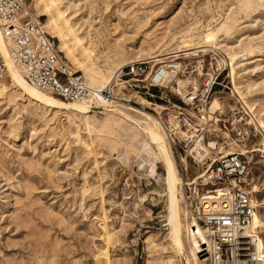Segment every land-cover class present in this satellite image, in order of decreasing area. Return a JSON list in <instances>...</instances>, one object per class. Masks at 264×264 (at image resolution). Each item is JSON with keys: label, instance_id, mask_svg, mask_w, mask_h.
<instances>
[{"label": "rangeland", "instance_id": "1", "mask_svg": "<svg viewBox=\"0 0 264 264\" xmlns=\"http://www.w3.org/2000/svg\"><path fill=\"white\" fill-rule=\"evenodd\" d=\"M24 1L44 25L36 0ZM54 1L90 49L87 64L108 78L137 60L154 65L172 58L198 74L212 52L239 61L231 73L240 68L254 135L239 149L223 147L221 139L217 147L248 157V189L257 187L251 196L264 218V0ZM226 18L230 30L205 45L202 35ZM135 51L141 59H133ZM10 83L0 80V264H187L169 240L165 171L141 128L94 103L86 115L47 107ZM140 97L126 94L134 107L123 106L152 116L153 105ZM214 99L228 110L227 100ZM178 198L185 224L189 214L179 191Z\"/></svg>", "mask_w": 264, "mask_h": 264}, {"label": "built area", "instance_id": "2", "mask_svg": "<svg viewBox=\"0 0 264 264\" xmlns=\"http://www.w3.org/2000/svg\"><path fill=\"white\" fill-rule=\"evenodd\" d=\"M0 29L26 83L44 94L65 102L97 97L117 107H134L126 94L144 96L153 105L152 116L179 163L183 207L202 230L194 244L197 263L264 264V255L254 250L252 238L245 234L255 212L248 189V157L241 152L217 155L213 150L200 155L195 150L196 141L218 146L219 139L223 147L239 149L254 135L248 128L254 117L242 100L247 93L238 79L240 68L231 73V64L238 60L231 63L212 52L199 74L196 67L189 71L172 58L156 66L152 60H138L117 69L108 88L91 90L71 71L24 0H0ZM5 76L0 59V80ZM214 98L227 100L228 110L221 102V110L211 114Z\"/></svg>", "mask_w": 264, "mask_h": 264}, {"label": "bare ground", "instance_id": "3", "mask_svg": "<svg viewBox=\"0 0 264 264\" xmlns=\"http://www.w3.org/2000/svg\"><path fill=\"white\" fill-rule=\"evenodd\" d=\"M36 4L38 7V13L46 17V20L44 22V29L46 30L47 34L53 36L58 40V51L60 53H63L66 56V58L69 59V62H71L75 67H77L80 71L84 73L87 79V83H86L87 87L91 90H102L108 88V86H110L112 82L115 72L112 74L111 78H108L101 69L93 68L92 65L87 64V62H89L92 58L90 49L86 48L83 45L82 39H80L78 35H76L77 33L75 34L73 29L71 27H68L69 25L67 26L68 20L63 19L64 14L59 10V8L57 7L58 5H56L55 1L36 0ZM228 21L229 20L226 18L223 22L218 24V26H216L214 29L206 31L202 35L203 36L202 41H204L203 43L205 45H212L213 40L217 38V36L221 32L223 31L228 32L230 30L228 26ZM158 57L161 56H157L156 58ZM163 58L164 57H162V59L154 60L155 63L154 66L166 63L165 61H163L165 60ZM0 59H2V61L5 64L6 77L11 82L10 84H12V86L17 87L19 90L24 92L29 98L37 102H40L41 104L46 105L47 107L69 110L72 112H76L78 114L86 115L89 114V112H91L92 105L90 104L94 103L97 104V106L99 107L98 109L99 111L100 110L105 111L106 114L122 115L124 116L125 119L131 121L134 125L141 128L142 130L141 132H143L146 135V137L149 139L150 143L155 146L164 167L165 176L163 180H164L166 197L168 202L167 226L169 227V240L172 244V247L175 250V253L178 256L184 257L187 264H198L195 258L194 244L196 243L197 238L202 236V230L194 222L190 221V219L189 222L185 224H183L181 221L182 212L180 210V204H179L180 202L178 198V191H179V195L181 196L179 189L181 180L178 175L176 163L171 156V152L168 148V144L165 141L166 138H164L165 136L160 128L158 121L155 118H153L151 115L135 110L129 106L120 105L119 107H117L107 104L101 98L95 97L83 101L65 102L58 98L44 94L35 87L28 85L24 80L20 70L17 68V66L10 57L8 46L6 40L4 39L1 33V29H0ZM133 59H141V55L139 51H135L133 55ZM140 100L142 103L146 104V102L143 99ZM242 100H244V98H242ZM243 103L246 105V102L243 101ZM120 109L136 112L140 115V119H135L129 115H126L122 113ZM220 110H221L220 102L218 101V99H214L211 102L209 108L210 113L214 114ZM224 136L225 138H227V134H225ZM195 150H197L199 153L200 152L209 153L210 150H213L217 155L234 154V150L229 149L227 151H224L223 149L218 148L217 145L213 142L207 145V144H202L200 141H196ZM254 152L255 151H252L251 153ZM200 155H202V153H200ZM257 191H258L257 187H253L251 193H257ZM253 204L255 207V212L252 216V221L250 225L245 230V234H247L248 237L252 238L254 250L259 255H264V240L260 237V233L264 228V218L262 217V214H259L258 212L260 204L256 202L254 199H253ZM184 216H186V214Z\"/></svg>", "mask_w": 264, "mask_h": 264}, {"label": "crops", "instance_id": "4", "mask_svg": "<svg viewBox=\"0 0 264 264\" xmlns=\"http://www.w3.org/2000/svg\"><path fill=\"white\" fill-rule=\"evenodd\" d=\"M140 98H141V97H140ZM134 99H135V98H134ZM142 99H143V98H142ZM143 100H144V99H143ZM145 100H147V99L145 98ZM145 100H144V101H145ZM147 101H148V100H147ZM147 101H146V102H147ZM148 102H149V101H148ZM148 102H147V103H148ZM148 104H150V103H148Z\"/></svg>", "mask_w": 264, "mask_h": 264}]
</instances>
